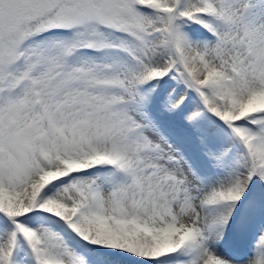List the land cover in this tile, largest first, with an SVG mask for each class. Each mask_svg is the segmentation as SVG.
I'll list each match as a JSON object with an SVG mask.
<instances>
[{
    "label": "snow or ice",
    "instance_id": "obj_1",
    "mask_svg": "<svg viewBox=\"0 0 264 264\" xmlns=\"http://www.w3.org/2000/svg\"><path fill=\"white\" fill-rule=\"evenodd\" d=\"M0 264H264V0H0Z\"/></svg>",
    "mask_w": 264,
    "mask_h": 264
}]
</instances>
